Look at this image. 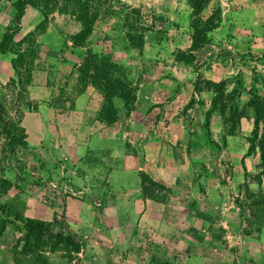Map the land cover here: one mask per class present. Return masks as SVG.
Instances as JSON below:
<instances>
[{
    "label": "rangeland",
    "instance_id": "obj_1",
    "mask_svg": "<svg viewBox=\"0 0 264 264\" xmlns=\"http://www.w3.org/2000/svg\"><path fill=\"white\" fill-rule=\"evenodd\" d=\"M21 5L19 31L4 38ZM81 7H87L86 17ZM185 7L190 8L188 17ZM217 20L216 12L205 9L193 15L187 0H0V237H12L14 263L264 264V173L256 146L264 117L253 138L258 96L241 77L213 84L209 108L199 99L190 100L192 111L183 109L165 120L183 118L188 158H201L188 162L187 190H193V202L180 198L181 205L170 208L172 192L143 174L130 193L119 187L109 195L96 193L93 185L76 177L74 164L66 166L58 158L56 141L43 148L27 140L29 132L36 139L50 124L58 135L76 93L88 85L90 103L101 106L96 119L114 120L111 97L100 77L117 79L127 91L128 105L131 77L171 78L175 60L193 59L187 52L194 30L202 32ZM85 25L88 32L78 42ZM43 108L53 112L52 123L43 122ZM26 113L34 114L24 120ZM242 121L249 122L243 146L248 149L252 138L254 145L246 156L257 158L258 171L246 173L242 167L240 178L216 158H226L224 140L240 131ZM207 168L220 184V199L206 195ZM250 170L256 171L254 164ZM70 203L80 207L68 212ZM108 203L114 207L105 210ZM24 219L69 235L77 252L61 247L48 260L41 246L34 255H24L18 223Z\"/></svg>",
    "mask_w": 264,
    "mask_h": 264
},
{
    "label": "crops",
    "instance_id": "obj_2",
    "mask_svg": "<svg viewBox=\"0 0 264 264\" xmlns=\"http://www.w3.org/2000/svg\"><path fill=\"white\" fill-rule=\"evenodd\" d=\"M183 9L188 17L190 8ZM204 9L209 13L216 12L218 20L216 26L206 33L207 42L198 50L187 52L193 58L191 63L175 60L171 78L131 77V103L126 105L119 97H111L115 110L112 121L96 119L101 106L90 103L91 89L89 85L84 87L76 93L69 116L58 126V135L51 130V109L43 108L42 113L38 111L51 129L44 127L36 139L31 138L29 132V145L45 148L56 141L58 158L66 166L74 164L76 177L81 176L89 186L93 185L96 193L109 195L116 187L127 188L130 193V187L135 188L136 184L139 187V175L143 174L151 182L172 192L168 198L170 208L181 205L180 198L195 201L193 190H187L191 186L188 162L201 158H188V129L183 118L165 120L183 109L186 113L192 111L191 106H187L190 100L199 99L205 108H209L214 97L212 85L236 77H241L239 81L264 100V0H210ZM63 67L61 71L66 69ZM191 67L196 71H191ZM33 114L26 113L28 116L24 120ZM248 124L242 121L240 131L236 130L225 138L222 153L226 158H216L219 163L231 165L235 177L240 178L242 167L247 168L246 173L258 171L257 158H251L252 154L246 156L247 146L242 143L246 136L243 131L247 130ZM253 164L256 171L250 170ZM207 169L206 195L209 198L219 196L220 199V184L211 175V168ZM89 186L87 188L91 191ZM76 207L80 205L70 203L66 209L70 212ZM113 207L108 203L105 210ZM51 209L57 210V207ZM12 243V237L3 233L0 237V264H17L14 263L17 254L14 255ZM45 254L51 260L53 253Z\"/></svg>",
    "mask_w": 264,
    "mask_h": 264
},
{
    "label": "trees",
    "instance_id": "obj_3",
    "mask_svg": "<svg viewBox=\"0 0 264 264\" xmlns=\"http://www.w3.org/2000/svg\"><path fill=\"white\" fill-rule=\"evenodd\" d=\"M210 0H187L188 4L192 9V14L197 15L202 9L206 7ZM24 10V5H21L18 13L14 15L12 18L13 27L9 31L8 34L4 35V38H12L20 29V18L22 12ZM82 15L86 17L87 7L80 8ZM216 23L207 27V29L202 32H198L194 30V34L191 38V45L188 49L189 52L198 50L203 44L206 43L205 33L214 28ZM88 26L85 25L83 30L76 36L78 42H82L83 36L88 32ZM91 80H94L92 78ZM100 80L103 81L106 86H104V90L110 97L116 96L122 99L124 104H126V100L128 98L127 91L121 85V83L117 79H113L110 82L106 77H100ZM257 102L254 110V119H253V138L256 136L257 122L260 117H264V101L259 97L256 98ZM259 109V110H258ZM114 118V115H113ZM111 119L110 121H112ZM109 121V120H106ZM252 138V139H253ZM250 139L249 147L247 151L249 152L253 147V140ZM257 148L259 151V161L262 167L261 173H264V126L262 128L260 139L257 142ZM21 226V230L23 231L24 243L21 246V251L24 255H34L35 252L42 246L46 249L44 253H52L61 247H70L73 248L74 244L69 235H62L59 233L52 232L47 225L43 224L41 221H33L30 219H24L18 221ZM74 252H77L75 248H73ZM43 252V251H42Z\"/></svg>",
    "mask_w": 264,
    "mask_h": 264
}]
</instances>
